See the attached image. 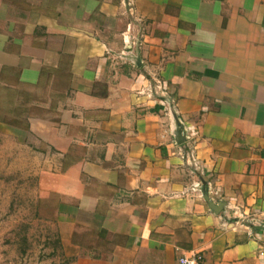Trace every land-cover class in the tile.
I'll list each match as a JSON object with an SVG mask.
<instances>
[{
	"label": "crops",
	"instance_id": "1",
	"mask_svg": "<svg viewBox=\"0 0 264 264\" xmlns=\"http://www.w3.org/2000/svg\"><path fill=\"white\" fill-rule=\"evenodd\" d=\"M13 1L0 132L46 165L60 257L264 264V0Z\"/></svg>",
	"mask_w": 264,
	"mask_h": 264
},
{
	"label": "rangeland",
	"instance_id": "2",
	"mask_svg": "<svg viewBox=\"0 0 264 264\" xmlns=\"http://www.w3.org/2000/svg\"><path fill=\"white\" fill-rule=\"evenodd\" d=\"M23 1L13 3L36 4ZM5 94L0 90V119L25 117L30 93L17 89L16 98ZM10 134L0 132V264H69L60 257L55 209L44 196L40 170L46 165L26 148L13 150Z\"/></svg>",
	"mask_w": 264,
	"mask_h": 264
},
{
	"label": "built area",
	"instance_id": "3",
	"mask_svg": "<svg viewBox=\"0 0 264 264\" xmlns=\"http://www.w3.org/2000/svg\"><path fill=\"white\" fill-rule=\"evenodd\" d=\"M197 184L196 186H198ZM203 255L199 251H183L178 260L180 264H201Z\"/></svg>",
	"mask_w": 264,
	"mask_h": 264
},
{
	"label": "water",
	"instance_id": "4",
	"mask_svg": "<svg viewBox=\"0 0 264 264\" xmlns=\"http://www.w3.org/2000/svg\"><path fill=\"white\" fill-rule=\"evenodd\" d=\"M181 134H182V133H180V136H181ZM182 135H183V134H182ZM178 136H179V133H178ZM177 140H178L179 142L182 141L181 138H177ZM211 206L213 207L214 210H219V209L221 210V209H222V205H218V206H216V205H212V204H211Z\"/></svg>",
	"mask_w": 264,
	"mask_h": 264
}]
</instances>
